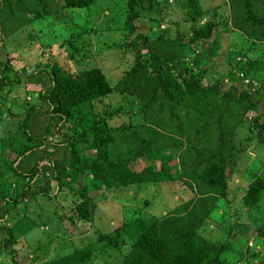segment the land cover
<instances>
[{"label": "trees", "instance_id": "obj_1", "mask_svg": "<svg viewBox=\"0 0 264 264\" xmlns=\"http://www.w3.org/2000/svg\"><path fill=\"white\" fill-rule=\"evenodd\" d=\"M212 1L126 0L120 52L130 61L114 83L87 65L82 35L73 29L64 37L38 32L35 40L43 50L64 47L76 71L51 55L44 65L14 72L7 61L0 63V89L6 87L7 93L21 78L47 76V85L37 92L40 103L28 104L16 128L6 126L0 111V222L8 212L18 215L17 205L25 211L37 198L52 204L67 189L72 209L64 215L54 209L49 219L59 220L65 241L79 235L84 242L78 247L70 241L71 251L39 264H264V256L246 246L257 239L264 245V172L245 181L240 197L238 188H230L240 156L245 155V170L251 165L247 149H254L250 152L260 157V165L264 162V154L256 153L259 147L264 152V0H219L211 7ZM95 2L0 0V37L60 13L80 15L77 20L87 23ZM167 2L179 10L175 20H156L162 30L153 39L136 32L141 12L158 17ZM222 7L228 15L217 18ZM180 24L187 25L186 32ZM216 29L218 35L219 30L239 35L222 56ZM176 53L171 68L169 59ZM111 94L122 96L121 103L106 104ZM34 111L48 120L36 139L28 133ZM114 119L119 123L112 124ZM52 128L62 138L54 144L46 141ZM61 146L64 154L53 158V149ZM35 151L33 164L19 171L22 156ZM36 181L41 183L33 188ZM140 187L163 190L173 206L156 217L129 210L137 199L131 189ZM123 192L126 200L117 201L119 217L111 229L101 234L91 228L90 208L99 203L92 197ZM38 206V213L48 211ZM27 222L22 216L11 226L0 224V264H17L21 256L14 236L28 230L33 221ZM41 247L44 252V242L37 250Z\"/></svg>", "mask_w": 264, "mask_h": 264}, {"label": "rangeland", "instance_id": "obj_2", "mask_svg": "<svg viewBox=\"0 0 264 264\" xmlns=\"http://www.w3.org/2000/svg\"><path fill=\"white\" fill-rule=\"evenodd\" d=\"M218 1L219 0H213L212 3L208 2V5L212 7L214 4H217L216 2ZM125 7L126 0H96L94 6L90 9L92 13L89 14L87 23H84L82 20H77L78 18L82 17L80 15L67 17L64 13H60L57 16L51 17L47 20H36L29 25L23 26L16 32L9 34L5 38L0 37V63L7 61V65H9L11 71L14 72L20 68L31 69L36 65H44V63L50 61L49 55H51L53 58H58L61 63H64L67 70L76 71L78 70L76 69L78 66L73 62L74 59L69 60L65 57L66 51L64 50V47L59 48L58 46L52 45L50 48H48V50H43L39 44V41L35 40V33L38 32L40 35L52 33L53 31L60 35L62 32L60 37H64L66 33L73 29V31H75L77 34L82 35L83 51H88V53H86L87 65L99 68L106 79L110 83H114L122 75V72L128 67V63L130 61V55L128 53L121 55L120 52L124 49V47H122V43L124 42V39L122 40V36L124 33L123 31L119 30V27L121 26V22L124 19L126 9ZM159 8L160 7H156V12ZM218 11L217 18L221 17L220 15H228L227 7H222ZM178 12L179 10L175 4L170 2H167L165 7L161 6V13H159L158 17L154 13L141 12L140 15L142 13L143 14L137 21L136 32H142L148 38L153 39L156 36L158 29L159 31L162 30V25L156 20H161L163 18L164 20H175L174 14H178ZM204 20L206 21V17H203L201 22ZM179 28H181V30L184 32L187 31V25L185 24H180ZM234 34H236L234 31L228 33L219 30L218 35L217 30L218 36L216 40L220 46L219 54L221 56L224 55L226 50L229 52L231 46H235L234 42L235 40L239 39V35L237 34L238 36L236 37ZM170 35L172 37L173 34ZM56 44L58 45V43ZM178 58L179 57L177 53L172 57L170 56L169 67L174 68ZM222 67H219L218 69L220 72L223 69ZM224 80L227 81L226 79ZM46 85L47 76L45 72H41L32 75L31 79L29 80L26 78H21L20 83L11 87V90L8 93L6 87L0 89L1 95L7 93L6 99L0 100V111L8 128H16L17 123H19L23 118L28 104L37 105L40 103L37 92H39V90ZM121 100L122 96L111 94L105 103L110 106H116L121 103ZM97 108L101 109L99 106H97ZM39 112L34 111L32 114H30L28 119V133L31 135L32 139H36L40 136L43 131V126L46 125L48 121L46 115ZM119 120L126 122V117L121 116ZM119 120L114 119L112 124L119 123ZM2 133L3 132H0V136H4ZM59 140H62V138L59 137L52 128L51 135H49V140L47 139L46 141L54 144ZM49 146L50 145H47L46 147L49 148ZM253 150L254 149H247L245 152L247 154L246 158H250L251 165H248V168L245 170L246 163H242V160H245V158H243L245 155L243 154L240 156L237 171H233V174L231 173L232 178L230 188L235 187L239 189L238 197L241 196L242 187H244L245 181L250 180V176L264 172V162L262 165L258 163L260 162V157L257 158L253 152H250ZM256 153L264 154L260 147L256 149ZM37 154L38 151H35L33 154L22 156V159L17 165L18 170H27L33 164ZM61 154H64L62 146L55 147L53 149V158L60 156ZM7 159L11 160L12 155H10ZM44 164H47L46 161ZM39 183L41 182L36 181L33 184V188H35V186H37ZM52 186L53 185L51 184V187ZM136 189L135 191L134 189H131V192L132 195L134 192H136L135 196H137V199H135V203L132 202L130 205H127V208L133 212L140 210L142 212L141 216L153 215L156 217L157 214H163L164 211L170 209V207L173 206H168V203L171 201L170 199H165L162 196V194H165L163 190L158 188L156 189L154 187H140L137 190ZM131 192H129V195ZM70 197H73L72 194L67 189H62L57 195H55V198L52 199V204L50 202L43 203L44 200L37 198L36 200H32V202L29 201L27 203L25 211L21 208V205H17L15 208L18 210V215L14 216L13 211V213L8 212L5 217V223L3 221L0 222V224L3 222L2 224L5 225L7 223L9 226H11L12 223L19 220V218L22 216L28 218L29 222L30 220L33 221L30 226L29 222H27V226H29L28 230L23 229L20 234L16 233L14 236L16 244L13 247L15 251L21 256L18 258L19 261L17 260V264H39L51 257L54 258L60 256L62 253L71 251L73 249L71 242L76 244L75 246L78 247L80 244H84L82 241L79 242V235H76L70 239L71 242L65 241L66 238H64V235H62V233H64V229L59 220L56 218L49 219L54 214L52 212L54 209H60L61 215L68 214L70 212V209H72V203L69 201ZM115 197H117V199H115ZM92 198L99 201V203L95 205L92 204L90 208V212L92 211L91 228L96 227L99 233L104 234L106 231L111 229L113 223L116 221L114 218L119 217L120 205L117 204V201L126 200V195L123 192V194H120L119 196H112L110 198L107 196L109 200L106 197H100L98 199V197L94 196ZM144 200L149 202L148 206H142ZM38 204H43L45 208L48 209V211H40L38 213ZM224 208L227 210V207ZM123 217L124 214L120 219L121 221L123 220ZM43 222H45V226L42 225ZM2 224L1 226L3 228L4 225ZM14 227H16V225ZM86 231L88 232V227H86ZM2 236L3 232L0 233V237ZM41 242H44V252L42 249L43 247L37 250V247L41 244ZM229 242L231 246L236 245L233 240ZM261 243L262 242L258 239L254 241L249 240L246 246L247 248H252L260 255L264 256V245ZM33 256H38L39 260L38 257L36 259H32L34 258ZM2 259L3 258L0 257V260ZM4 260L6 261L7 259L4 258Z\"/></svg>", "mask_w": 264, "mask_h": 264}]
</instances>
